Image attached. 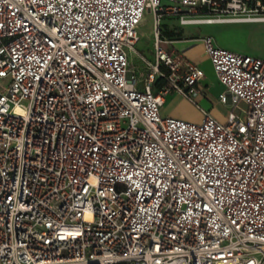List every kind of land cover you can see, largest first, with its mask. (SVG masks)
<instances>
[{
    "label": "built area",
    "instance_id": "1",
    "mask_svg": "<svg viewBox=\"0 0 264 264\" xmlns=\"http://www.w3.org/2000/svg\"><path fill=\"white\" fill-rule=\"evenodd\" d=\"M165 16L264 22V0H0V264H264V58L205 36L219 101L247 110L163 116L205 76Z\"/></svg>",
    "mask_w": 264,
    "mask_h": 264
},
{
    "label": "crops",
    "instance_id": "2",
    "mask_svg": "<svg viewBox=\"0 0 264 264\" xmlns=\"http://www.w3.org/2000/svg\"><path fill=\"white\" fill-rule=\"evenodd\" d=\"M240 23L252 22L219 21L182 25L174 16H165L163 18V39L165 40L166 49L175 54L184 56L203 69L205 73L204 78L189 97L177 91L165 97L164 103L161 106V114L163 116H172L193 122H200L202 120V110H206L220 122L225 123L227 121V115L233 110L229 105H225L226 103H222L218 99L219 94L222 93L225 88L215 75L212 63L205 50L204 37L212 36L218 46L225 48V45L223 46V43L220 42L213 33L212 26ZM233 51L236 52L237 50ZM168 98L169 103L165 105ZM192 110L198 113L199 116L197 120L191 119Z\"/></svg>",
    "mask_w": 264,
    "mask_h": 264
},
{
    "label": "rangeland",
    "instance_id": "3",
    "mask_svg": "<svg viewBox=\"0 0 264 264\" xmlns=\"http://www.w3.org/2000/svg\"><path fill=\"white\" fill-rule=\"evenodd\" d=\"M154 15L146 12L144 18L139 26L140 40L136 44V50H129L128 54L133 62L131 69H134L136 77L143 88L144 77L141 74L143 65L140 60L139 54L146 53L151 56L154 49ZM213 33L217 36L223 46L231 51L237 50L244 54L253 56H260L264 58V22L240 23V24H227L212 26ZM168 97V96H166ZM169 98L166 100L167 105ZM238 115H242L248 108L247 104L243 101L238 104H225ZM198 113L192 110L191 119L197 120Z\"/></svg>",
    "mask_w": 264,
    "mask_h": 264
},
{
    "label": "trees",
    "instance_id": "4",
    "mask_svg": "<svg viewBox=\"0 0 264 264\" xmlns=\"http://www.w3.org/2000/svg\"><path fill=\"white\" fill-rule=\"evenodd\" d=\"M161 33H162V37H163V26L161 27Z\"/></svg>",
    "mask_w": 264,
    "mask_h": 264
}]
</instances>
